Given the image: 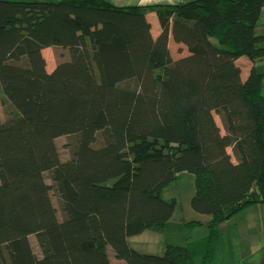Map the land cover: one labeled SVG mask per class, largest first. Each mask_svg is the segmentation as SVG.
Returning <instances> with one entry per match:
<instances>
[{"label":"trees","instance_id":"16d2710c","mask_svg":"<svg viewBox=\"0 0 264 264\" xmlns=\"http://www.w3.org/2000/svg\"><path fill=\"white\" fill-rule=\"evenodd\" d=\"M263 9L0 0V264H224L219 225L264 204V74L243 79L237 64L264 60ZM171 35L186 56L172 57ZM181 173L196 177L208 236L134 249L129 237L173 218L163 193Z\"/></svg>","mask_w":264,"mask_h":264},{"label":"rangeland","instance_id":"374dc122","mask_svg":"<svg viewBox=\"0 0 264 264\" xmlns=\"http://www.w3.org/2000/svg\"><path fill=\"white\" fill-rule=\"evenodd\" d=\"M173 54L174 57L178 55L177 52H173ZM46 57L49 62H52V66L61 61L58 53L47 52ZM238 65L241 68L243 79H246L245 77L249 76L245 75L249 72L248 68H244L242 63ZM52 66L49 65L50 69H55L56 66L53 68ZM0 105H2L1 95ZM216 118L223 129L219 117L216 116ZM65 141V138H61L57 143L63 148ZM61 151L64 153L65 150L61 149ZM64 169L70 172L72 166H65ZM195 179L196 177L191 173L178 175L177 181L163 193L166 200L171 198L177 200V208L173 218L163 230H149L141 235L129 237L128 243L131 247L143 253L161 255L168 244L185 245L187 238L189 240H201L208 236V224L211 216L199 214L191 206V201L196 193ZM54 201L57 205L56 198ZM192 221L201 222V225L192 228L190 231L187 225ZM218 228L220 240L225 247L224 264H264V204L247 206L243 211L220 224ZM87 234L90 236L89 231ZM111 251V249L108 250L109 255ZM112 260L113 263L118 262L114 258Z\"/></svg>","mask_w":264,"mask_h":264},{"label":"crops","instance_id":"0c3cea01","mask_svg":"<svg viewBox=\"0 0 264 264\" xmlns=\"http://www.w3.org/2000/svg\"><path fill=\"white\" fill-rule=\"evenodd\" d=\"M42 1H52V2H58L60 0H42ZM110 5L114 6V7H118V8H132V7H138V6H144V7H150V6H156V5H173V4H181V3H187V2H191V1H195V0H106ZM146 17L148 19V21L151 23L152 26V34L154 37H157L160 32H161V26L159 23V18L158 15L155 11H147L146 12ZM256 33L258 35H264V9H263V17L261 19V21L259 22V24L256 27ZM169 48L172 54V57L174 59H179L182 58L184 56H186L188 54L187 48L183 45H179L177 43H175V41L173 40L172 35L170 36V40H169ZM173 48V49H172ZM176 50V51H175ZM47 52H51V53H58L60 54V50L54 47H48L45 48L43 50V55L46 58L47 61V68L48 71H51L52 69H50V67L52 66V62H49V59L46 57ZM173 52H177L178 55H176V57H174ZM181 53V55H180ZM183 54V56H182ZM49 63V64H48ZM242 63L244 68H248L249 72L245 75H249L250 70L255 67L256 71L263 73L264 74V60H260V61H250L249 59L243 57L241 59H239L237 61V64ZM57 63H55V65L53 64L52 68L54 66H56ZM50 65V67H49ZM248 76H246L245 78H247Z\"/></svg>","mask_w":264,"mask_h":264}]
</instances>
